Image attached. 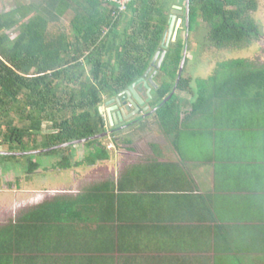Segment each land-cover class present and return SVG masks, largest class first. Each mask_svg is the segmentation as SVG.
<instances>
[{"label":"trees","instance_id":"16d2710c","mask_svg":"<svg viewBox=\"0 0 264 264\" xmlns=\"http://www.w3.org/2000/svg\"><path fill=\"white\" fill-rule=\"evenodd\" d=\"M183 1L132 0L121 11L104 0H34L0 10V147L28 153L0 155L2 164L16 157L28 158L26 173L32 175L41 168L33 161L36 152L60 146L39 154L62 152L54 167L62 172L93 168L111 160L103 139L127 130L137 133L132 130L137 124L126 130H117V125L111 128L100 108L148 71L167 33L174 6H182ZM259 8L258 0H190L185 39L181 41L179 36L168 49L157 75L161 85L153 92L157 111L151 116L164 137L177 138L189 119L209 116L218 103L264 101V63L249 57L220 62L211 76L198 78L193 87L192 79L183 76L187 58L175 94L162 105L176 86L184 49H191L198 24H205L208 41L218 50L242 45L253 49L255 41L263 38L254 18ZM179 93L191 96L192 108L184 119L181 114L186 100ZM84 139H90L84 144L90 151L82 160H75L74 146L65 145ZM128 142L132 143L131 139ZM115 187L108 180L93 184L88 193L58 196L27 212L17 224L0 228V264H21L25 258L15 256L16 252L40 251L53 242L55 234L62 237L60 244L71 245L62 235L69 231L76 236L85 234L84 225L95 222L94 215L110 220ZM96 234L94 246L107 233L103 228ZM192 243L181 242V249ZM194 261L185 258L180 263Z\"/></svg>","mask_w":264,"mask_h":264},{"label":"crops","instance_id":"0c3cea01","mask_svg":"<svg viewBox=\"0 0 264 264\" xmlns=\"http://www.w3.org/2000/svg\"><path fill=\"white\" fill-rule=\"evenodd\" d=\"M190 100L181 119L191 111ZM185 124L177 138L155 133L158 141L144 157L130 149L120 177L101 181L116 184L110 220L94 215L85 234H63L69 246L55 234L40 251L16 252L25 258L21 264H181L185 258L264 264V101L218 103L209 116ZM113 158L97 166L108 167ZM91 186L34 205L88 193ZM17 196L22 208L31 197ZM103 228L107 234L94 246ZM181 242L194 243L181 249Z\"/></svg>","mask_w":264,"mask_h":264},{"label":"rangeland","instance_id":"374dc122","mask_svg":"<svg viewBox=\"0 0 264 264\" xmlns=\"http://www.w3.org/2000/svg\"><path fill=\"white\" fill-rule=\"evenodd\" d=\"M258 1L260 8L254 14V18L261 28L263 38L255 41L253 49L249 48L248 45H242L237 49L218 50L208 41V28L205 24L202 22L198 24L195 33L192 34V45L188 52L189 63L183 74L184 78L192 79L191 85L193 87H196V80L198 78L205 79L211 76L220 62L249 57L255 63H264V0ZM32 2L34 0H0V10L8 11L21 4ZM182 6L184 8L185 1H183ZM179 18L184 20V14L179 15ZM12 36H14V33ZM179 36L181 41H184L185 32L180 31ZM159 83H161L160 80ZM179 94L181 97L186 95L185 100L186 98H191L188 94ZM149 126L151 129L147 130ZM132 130H136L134 132L137 133L127 130L114 135L109 134L103 139L104 145L110 149L112 157L114 156L111 165H108V167H81L62 172L58 167L54 168L61 160L62 152L52 155L38 154L34 156L33 161L39 163L41 168L34 174L29 175L26 173L30 163L28 158L16 157L8 160L9 163L5 164H2V158H0V228L11 222L17 224L22 216L34 209L35 206L37 207V204L34 205L35 200L40 202L41 198L42 200L46 198L50 199L62 193H79L82 192V188L85 186H90L106 179H113L116 176L120 177L122 167H125L129 162L128 158L130 155L128 151L132 149V151L144 157L148 152V145L158 141L154 137L155 133H161L154 116L144 119L135 125ZM130 139L132 143L129 144L128 140L130 141ZM0 150L4 149L0 147ZM73 151L76 155L75 160H82L90 149L85 145H76ZM14 152L21 151L16 150ZM29 191L36 192V194L27 193ZM20 193L21 195L31 196L29 199H26L27 205L23 208L20 205L22 198L19 200L17 196Z\"/></svg>","mask_w":264,"mask_h":264},{"label":"water","instance_id":"95a60500","mask_svg":"<svg viewBox=\"0 0 264 264\" xmlns=\"http://www.w3.org/2000/svg\"><path fill=\"white\" fill-rule=\"evenodd\" d=\"M189 13H190V0L185 1V7L184 8L182 6H177V5L174 6V9L172 11V15L170 17V24H169L167 33L163 39V42L161 44L160 49L158 50V52L156 53V55L154 56V58L151 62L150 68L148 69V71L146 72V74L143 78L139 79L134 84H132L128 88V90L125 92L127 97L129 98V102H131L133 107H130L129 105H126V107L118 106L120 104V102H119V98L117 97V98L111 99L105 103L106 107L109 106L107 109H105L104 107L100 108V113L103 116L107 117L108 123H109L111 128L118 125L119 123L127 122V121L131 120L132 118H134L135 116H137L140 113L141 108H143L147 103H149L152 100V94H151L152 88L154 87L155 90L158 89V85L154 79L162 68V65H163L164 60H165L166 55H167V51L170 48V44L175 43L177 41L178 31L181 28V25L183 23V20L181 18H179V15L184 14L186 27H187V29H189V26H190ZM188 36H189V34L187 35V38H188ZM187 58H188V48L186 46L184 49V52H183V58H182L180 68L178 71V79L176 82V86L174 87V90L172 91V93L163 101L162 105L165 104L166 102H168L173 97V95L175 94V92L177 90V84L179 83V81L182 77V74L184 72V68L186 66ZM152 71H154L152 76L149 78V80H147V77L149 76V74ZM140 86H143V88L145 90H147V93H146L147 99H144V97L141 94V91L138 89V87H140ZM115 102L118 103L117 106H113V104ZM148 109H149V107L145 106L144 112H146ZM156 111H157V108L155 110H153L152 113H155ZM133 123L134 122H132L131 124H133ZM89 140L90 139L73 141V142L66 144L65 146L84 145ZM61 147L62 146L47 149L44 151H38V152H36V154H39L41 152L52 151L54 149H57V148L59 149ZM26 154H28V153L8 152V151L0 150V155L22 156V155H26Z\"/></svg>","mask_w":264,"mask_h":264},{"label":"flooded vegetation","instance_id":"af4514ba","mask_svg":"<svg viewBox=\"0 0 264 264\" xmlns=\"http://www.w3.org/2000/svg\"><path fill=\"white\" fill-rule=\"evenodd\" d=\"M185 17V16H184ZM185 26H186V22H185V18H184V20H183V23H182V25H181V28L179 29V31H178V35H179V32L180 31H184V29H185ZM178 38V37H177ZM172 45V43L170 44V46ZM153 72L154 71H152L150 74H149V76L147 77V80H149V78L152 76V74H153ZM146 74V73H145ZM145 74H144V76H145ZM158 75V74H157ZM143 76V77H144ZM142 77V78H143ZM155 82L157 83V85H158V88H159V86H160V83H159V81H158V78H157V76L155 77ZM152 87V86H151ZM138 89L141 91V94H142V96L144 97V99H147V95H146V93H147V90H145L144 88H143V86H140V87H138ZM128 89H126V90H124V91H122L121 93H119L116 97H114L113 99H115V98H119V102H120V104L118 105V103L117 102H115L114 104H113V106H121V107H126V105H129L130 107H133L132 106V104H131V102H129V98L127 97V95H126V91H127ZM155 91V89H154V87L152 88V92H151V94H152V100L149 102V103H147L145 106H147V107H149V109L146 111V112H144V108H145V106L143 107V108H141V111H140V113L137 115V116H135L134 118H132L131 120H129V121H127V122H124V123H119V125H117L118 126V128H117V130H126L127 129V127H130V126H133V125H135V124H138L140 121H142V120H144L145 119V117H149V116H151V115H153L154 113H152V111L153 110H155L156 109V106H154L153 105V98H154V95H153V92ZM111 106V105H110ZM103 107L105 108V109H107L109 106H105V104L103 105ZM137 122V121H139V122H137V123H133V124H131L132 122ZM126 123V124H125Z\"/></svg>","mask_w":264,"mask_h":264},{"label":"built area","instance_id":"2783aa9c","mask_svg":"<svg viewBox=\"0 0 264 264\" xmlns=\"http://www.w3.org/2000/svg\"><path fill=\"white\" fill-rule=\"evenodd\" d=\"M108 3L115 4L121 11H125L127 5L132 2V0H104Z\"/></svg>","mask_w":264,"mask_h":264}]
</instances>
